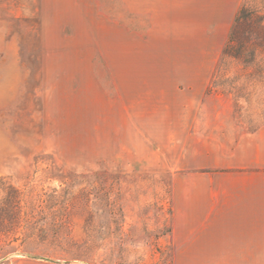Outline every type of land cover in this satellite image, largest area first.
<instances>
[{
    "label": "rangeland",
    "instance_id": "rangeland-1",
    "mask_svg": "<svg viewBox=\"0 0 264 264\" xmlns=\"http://www.w3.org/2000/svg\"><path fill=\"white\" fill-rule=\"evenodd\" d=\"M243 5L264 28V0H0V264H264Z\"/></svg>",
    "mask_w": 264,
    "mask_h": 264
},
{
    "label": "trees",
    "instance_id": "trees-1",
    "mask_svg": "<svg viewBox=\"0 0 264 264\" xmlns=\"http://www.w3.org/2000/svg\"><path fill=\"white\" fill-rule=\"evenodd\" d=\"M255 22L256 26L261 25V18L255 10H249L246 6H241L236 12L233 27L231 28L224 52L234 58L240 59L242 62H249L254 58L255 48L251 47L252 41L254 45H262L264 42V28H239L243 23ZM254 29V28H253Z\"/></svg>",
    "mask_w": 264,
    "mask_h": 264
}]
</instances>
